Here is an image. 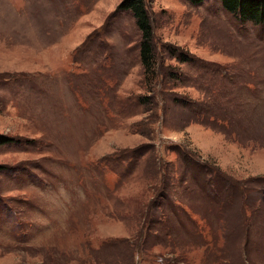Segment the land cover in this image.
Segmentation results:
<instances>
[{
  "label": "rangeland",
  "instance_id": "obj_1",
  "mask_svg": "<svg viewBox=\"0 0 264 264\" xmlns=\"http://www.w3.org/2000/svg\"><path fill=\"white\" fill-rule=\"evenodd\" d=\"M121 1L0 0V264H264V23Z\"/></svg>",
  "mask_w": 264,
  "mask_h": 264
},
{
  "label": "trees",
  "instance_id": "obj_2",
  "mask_svg": "<svg viewBox=\"0 0 264 264\" xmlns=\"http://www.w3.org/2000/svg\"><path fill=\"white\" fill-rule=\"evenodd\" d=\"M192 5H198L203 0H187ZM221 6L240 20L254 24L264 23V0H220ZM117 10L130 11L135 26L140 33L138 57L146 76L153 68L154 48L151 25L142 0H122ZM14 139L0 135V146L13 142ZM0 167V171H1Z\"/></svg>",
  "mask_w": 264,
  "mask_h": 264
}]
</instances>
